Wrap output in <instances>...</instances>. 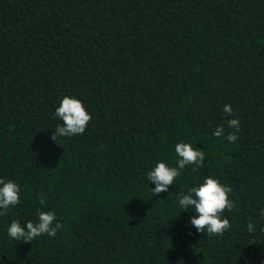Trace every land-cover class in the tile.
<instances>
[{
    "label": "trees",
    "instance_id": "1",
    "mask_svg": "<svg viewBox=\"0 0 264 264\" xmlns=\"http://www.w3.org/2000/svg\"><path fill=\"white\" fill-rule=\"evenodd\" d=\"M64 96L92 120L57 144ZM178 143L205 162L153 196L147 173L177 167ZM208 177L232 189L223 236L179 206ZM0 179L21 189L0 264H264V0H0ZM42 211L55 237L8 236Z\"/></svg>",
    "mask_w": 264,
    "mask_h": 264
},
{
    "label": "clouds",
    "instance_id": "2",
    "mask_svg": "<svg viewBox=\"0 0 264 264\" xmlns=\"http://www.w3.org/2000/svg\"><path fill=\"white\" fill-rule=\"evenodd\" d=\"M224 113L229 116L233 114L230 105H225ZM55 115L63 122L58 125L51 139L58 144V138H71L76 135H83L92 116L87 112L82 101L71 96H64L59 106L55 110ZM229 128L233 132L227 134L229 142H235L240 131L239 121L230 119L227 121ZM224 127L221 125L213 133L217 138L224 136ZM175 152L179 157L177 167H170L164 162H159L153 170L147 173V179L154 184L151 189L153 196L169 192L175 180L181 176V170L186 167L203 166L205 153L203 150L193 148L189 143H178ZM195 171V167H192ZM20 185L15 181H5L0 179V216L5 215L10 208L16 207L21 202ZM232 189L222 185L218 179L208 177L202 184L189 189L187 194H180L178 197L179 206L185 210L194 209L195 215L191 218L190 224L196 229L197 233H205L208 236H223L226 230L231 228L227 218H223L224 212H231L235 208L234 202L229 198ZM41 205L45 204L46 196L38 194ZM264 216V211L261 212ZM63 227L57 222L56 214L51 211L38 212V222H27L21 225L19 221L13 220L7 229L8 236L17 241L30 243L34 239L47 235L55 237L57 231ZM249 232L254 230V225H247Z\"/></svg>",
    "mask_w": 264,
    "mask_h": 264
}]
</instances>
